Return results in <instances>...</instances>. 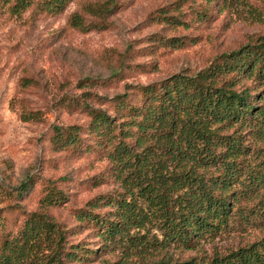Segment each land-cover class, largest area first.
<instances>
[{
	"label": "rangeland",
	"instance_id": "obj_1",
	"mask_svg": "<svg viewBox=\"0 0 264 264\" xmlns=\"http://www.w3.org/2000/svg\"><path fill=\"white\" fill-rule=\"evenodd\" d=\"M262 35L264 0H0V249L32 212L62 231V264H206L264 236V210L249 213L256 201L239 202L226 227L189 249L126 256L128 237L159 232L112 236L129 198L112 159L128 107ZM254 103L264 107V96ZM98 111L113 124L95 129ZM249 141L264 147V136Z\"/></svg>",
	"mask_w": 264,
	"mask_h": 264
},
{
	"label": "trees",
	"instance_id": "obj_2",
	"mask_svg": "<svg viewBox=\"0 0 264 264\" xmlns=\"http://www.w3.org/2000/svg\"><path fill=\"white\" fill-rule=\"evenodd\" d=\"M222 55V63L191 75H170L147 88L144 103L129 106L131 113L124 115V138L112 159L129 198L118 206L123 225H115L112 236L147 226L160 236L151 241L144 235L128 237L126 256L170 245L192 248L197 239L226 227L241 201H256L249 213L264 210L259 192L264 191V147L251 151L249 141L264 136V107L254 103L264 96V35ZM243 79L250 83L242 85ZM113 122L104 111L93 116L95 129ZM255 157L257 163L250 160ZM62 241L54 221L32 212L22 231L3 243L0 264H62ZM152 264L201 262L160 259ZM206 264H264V236Z\"/></svg>",
	"mask_w": 264,
	"mask_h": 264
}]
</instances>
